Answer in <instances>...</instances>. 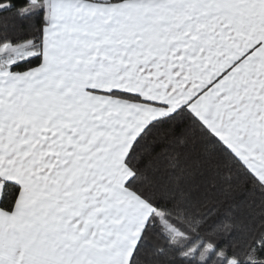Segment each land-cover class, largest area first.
Returning <instances> with one entry per match:
<instances>
[{
    "label": "snow or ice",
    "instance_id": "1",
    "mask_svg": "<svg viewBox=\"0 0 264 264\" xmlns=\"http://www.w3.org/2000/svg\"><path fill=\"white\" fill-rule=\"evenodd\" d=\"M0 264H264V0H0Z\"/></svg>",
    "mask_w": 264,
    "mask_h": 264
}]
</instances>
